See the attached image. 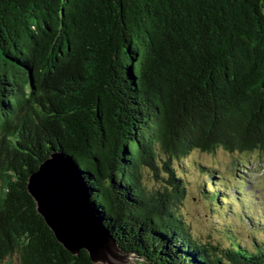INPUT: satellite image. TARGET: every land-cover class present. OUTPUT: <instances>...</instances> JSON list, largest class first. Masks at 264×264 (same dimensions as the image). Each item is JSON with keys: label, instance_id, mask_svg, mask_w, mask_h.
I'll list each match as a JSON object with an SVG mask.
<instances>
[{"label": "trees", "instance_id": "1", "mask_svg": "<svg viewBox=\"0 0 264 264\" xmlns=\"http://www.w3.org/2000/svg\"><path fill=\"white\" fill-rule=\"evenodd\" d=\"M217 150L264 161V0H0V261L93 264L26 189L61 152L133 264H264V243L202 240L179 211L188 157ZM197 167L226 217L234 201Z\"/></svg>", "mask_w": 264, "mask_h": 264}, {"label": "rangeland", "instance_id": "2", "mask_svg": "<svg viewBox=\"0 0 264 264\" xmlns=\"http://www.w3.org/2000/svg\"><path fill=\"white\" fill-rule=\"evenodd\" d=\"M186 162L190 164L185 171L188 192L179 211L189 231L202 240L209 237L220 240L223 246L228 244L229 239H220L218 230L222 228L233 230L234 241L240 245L251 247L253 243H264V161L261 157L257 153L229 154L217 150L215 154L208 155L196 151ZM200 165L216 171L214 183L222 185L225 193L234 201L233 205H229L226 217L222 212L213 211L208 202L200 197L199 190L204 186L203 176L197 169ZM144 180L149 184V174ZM229 219L231 224L226 226ZM0 264L20 263L18 257L12 256L0 261Z\"/></svg>", "mask_w": 264, "mask_h": 264}, {"label": "water", "instance_id": "3", "mask_svg": "<svg viewBox=\"0 0 264 264\" xmlns=\"http://www.w3.org/2000/svg\"><path fill=\"white\" fill-rule=\"evenodd\" d=\"M36 213L58 244L72 256L84 250L93 264H133L94 214L89 192L72 158L53 152L27 177Z\"/></svg>", "mask_w": 264, "mask_h": 264}]
</instances>
